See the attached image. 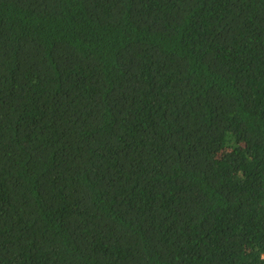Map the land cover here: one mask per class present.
<instances>
[{"label":"trees","instance_id":"obj_1","mask_svg":"<svg viewBox=\"0 0 264 264\" xmlns=\"http://www.w3.org/2000/svg\"><path fill=\"white\" fill-rule=\"evenodd\" d=\"M0 264H264V0H0Z\"/></svg>","mask_w":264,"mask_h":264}]
</instances>
